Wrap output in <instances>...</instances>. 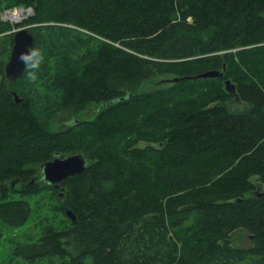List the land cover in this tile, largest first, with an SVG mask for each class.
<instances>
[{"label":"trees","instance_id":"trees-1","mask_svg":"<svg viewBox=\"0 0 264 264\" xmlns=\"http://www.w3.org/2000/svg\"><path fill=\"white\" fill-rule=\"evenodd\" d=\"M7 2L35 11L14 27L33 24L44 61L36 80L26 69L9 81L14 33L2 36L12 27L0 19V248L4 228L33 214L29 198L15 195L36 173L27 165L86 137L99 141L84 153L88 167L62 181L64 204L45 182L55 186L62 223L41 218L38 235L16 242L17 261L7 264H217L241 256L264 264V191L255 182L264 183V0ZM210 69L223 74L189 78ZM229 78L235 92L222 87ZM155 79L172 84L132 93ZM233 97L249 106L230 110ZM89 103L107 105L92 120L46 128L52 113ZM238 228L251 246L232 248Z\"/></svg>","mask_w":264,"mask_h":264},{"label":"rangeland","instance_id":"rangeland-1","mask_svg":"<svg viewBox=\"0 0 264 264\" xmlns=\"http://www.w3.org/2000/svg\"><path fill=\"white\" fill-rule=\"evenodd\" d=\"M0 8H1L0 9V19L6 23L11 24V27H12L11 30H8L2 33L1 34L2 36L8 35L11 32L14 33V31L18 29L17 27H14L15 23L22 22L26 18H28L29 16H32L35 13V11L30 7H23V6H18L16 4H9L7 0H1ZM20 10H23V18L21 20L15 21L12 18V14L14 12H19ZM32 26H33L32 23H27L23 27L29 28ZM12 46L10 50H12ZM238 49L240 48L234 49L233 51L236 52ZM10 54H11V51H10ZM10 54H9V57H10ZM220 54H223V52H221ZM221 70L223 72H227L226 67ZM229 79H231L233 82L236 83V80H233L232 78H229ZM0 81H1V78H0ZM157 81L158 79H155L151 82L142 83L141 85L132 88L131 91L132 93H142V92H147V91H153L159 88L161 89L168 88L172 84V83H168L165 85L163 84L160 85V84H157ZM211 82L212 81L208 83H211ZM219 83L220 82H216V84H219ZM9 87L14 90V87H11V86ZM222 87L226 89V82L222 83ZM37 88L41 92H44V89L40 84H38ZM225 103H226V106L230 110H233V111L243 110L249 106V104L246 101H243L237 97L230 98ZM100 107H101V103H89L81 111L76 112V113L66 112L64 110H58L49 116L46 122V128L51 131H58V130H63L65 128H68L70 124L73 123L76 119L77 121L79 120L80 122L92 120L96 118L97 111L100 109ZM98 142H99L98 139L94 138L93 136L86 137L84 140H82L81 142L82 145H80L81 144L80 143V144H77L75 148L62 149L60 152L63 157L69 156L72 154H77V153H85L89 157L90 152L95 153L94 148L95 146L98 145ZM137 145L144 146L146 145V142L143 140H138ZM53 158L54 156L52 155L51 159ZM27 166L33 167L36 173L30 175L28 178H26V180H22L16 184V188L19 191L16 192L15 195L19 197L25 196L29 198V200L32 203L33 214L31 216V219L23 226L4 228L3 237L1 240V248H0V264H7L11 260H14V262L17 261V259L13 258L15 243L18 241L24 242L28 240L30 237L38 235V233L40 232L41 218L44 219L45 216H47L49 218L48 220H50L51 222H54L57 225H60L62 223V220L64 219V217L62 216V213H60L59 211H56L54 204L52 203V199H51L53 196L52 188L55 186L48 187L46 183L41 179V173H40L41 163L35 159L34 163L29 164ZM253 180H256V179L254 178ZM255 182L257 183V191H264V183L257 182V181ZM56 187L58 188V191L60 193L62 204H64L67 201L66 200L67 186L63 182H61L60 185ZM25 192H29V193L25 194ZM68 209H72V208L70 207ZM252 243H253V238L244 228H238L233 232L232 243H231L232 248H246V247L251 246ZM226 259H230V258L225 257L224 259L218 261L217 264H262L261 258L259 256H241L236 261L226 260ZM19 262H22L23 264H29V263H25V261L22 259H19Z\"/></svg>","mask_w":264,"mask_h":264},{"label":"water","instance_id":"water-1","mask_svg":"<svg viewBox=\"0 0 264 264\" xmlns=\"http://www.w3.org/2000/svg\"><path fill=\"white\" fill-rule=\"evenodd\" d=\"M35 44V36L27 27H20L14 31L13 46L10 57L6 62L5 74L9 81L13 82L21 78L26 70L25 66L19 61L20 52L33 48ZM223 73L219 69H210L194 76H189L192 79L199 78H215ZM180 78H175L179 81ZM226 89L230 92L236 91V85L230 79L226 80ZM14 99L17 103L23 101V97L17 91H13ZM107 104H101L100 111ZM97 111V112H98ZM77 119L75 120V122ZM88 167V159L84 153L72 154L69 156H61L55 153V157L51 160L43 162L40 166L41 179L48 184L59 186L60 183L70 176L76 175L84 171ZM17 180L12 181V186ZM67 214L76 219V215L72 209L67 210Z\"/></svg>","mask_w":264,"mask_h":264},{"label":"clouds","instance_id":"clouds-1","mask_svg":"<svg viewBox=\"0 0 264 264\" xmlns=\"http://www.w3.org/2000/svg\"><path fill=\"white\" fill-rule=\"evenodd\" d=\"M18 59L25 66V68L28 69V78L33 81L36 80L44 61L43 52L40 49L33 47L20 52Z\"/></svg>","mask_w":264,"mask_h":264},{"label":"bare ground","instance_id":"bare-ground-1","mask_svg":"<svg viewBox=\"0 0 264 264\" xmlns=\"http://www.w3.org/2000/svg\"><path fill=\"white\" fill-rule=\"evenodd\" d=\"M12 18L16 20H21L23 18V10H20L19 12H14L12 14Z\"/></svg>","mask_w":264,"mask_h":264},{"label":"crops","instance_id":"crops-1","mask_svg":"<svg viewBox=\"0 0 264 264\" xmlns=\"http://www.w3.org/2000/svg\"><path fill=\"white\" fill-rule=\"evenodd\" d=\"M252 237V236H251ZM253 238V237H252Z\"/></svg>","mask_w":264,"mask_h":264}]
</instances>
